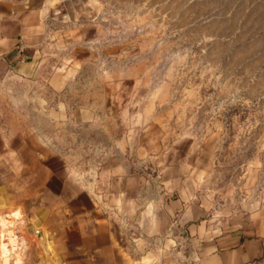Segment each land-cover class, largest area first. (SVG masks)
I'll return each mask as SVG.
<instances>
[{
	"label": "rangeland",
	"instance_id": "1",
	"mask_svg": "<svg viewBox=\"0 0 264 264\" xmlns=\"http://www.w3.org/2000/svg\"><path fill=\"white\" fill-rule=\"evenodd\" d=\"M42 20L33 70L0 77V264H63L92 213L135 248L136 177L264 234V0H47Z\"/></svg>",
	"mask_w": 264,
	"mask_h": 264
},
{
	"label": "crops",
	"instance_id": "2",
	"mask_svg": "<svg viewBox=\"0 0 264 264\" xmlns=\"http://www.w3.org/2000/svg\"><path fill=\"white\" fill-rule=\"evenodd\" d=\"M46 2L0 0V77L33 70ZM147 146L139 153H151ZM135 182L138 188L128 196L144 207L135 248L106 218L92 213L65 229L63 264H264V234L250 223L228 227L208 219L206 199L192 191L174 196L171 185L152 188L141 177Z\"/></svg>",
	"mask_w": 264,
	"mask_h": 264
},
{
	"label": "bare ground",
	"instance_id": "3",
	"mask_svg": "<svg viewBox=\"0 0 264 264\" xmlns=\"http://www.w3.org/2000/svg\"><path fill=\"white\" fill-rule=\"evenodd\" d=\"M5 249H6V248L3 246L2 251H3V252H6ZM0 250H1V248H0ZM4 254H5V253H4Z\"/></svg>",
	"mask_w": 264,
	"mask_h": 264
}]
</instances>
